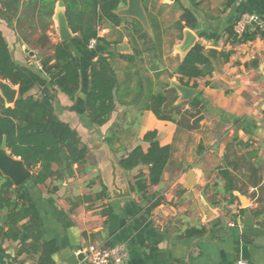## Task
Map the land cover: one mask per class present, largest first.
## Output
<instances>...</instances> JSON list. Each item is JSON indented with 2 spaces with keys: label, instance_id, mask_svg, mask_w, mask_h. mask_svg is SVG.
Returning <instances> with one entry per match:
<instances>
[{
  "label": "crops",
  "instance_id": "0c3cea01",
  "mask_svg": "<svg viewBox=\"0 0 264 264\" xmlns=\"http://www.w3.org/2000/svg\"><path fill=\"white\" fill-rule=\"evenodd\" d=\"M154 1L146 10L141 1V21L124 14V0L116 10L122 23L98 26V37L109 46L97 39L85 51L70 45L79 75V88L70 98L39 67L40 57L51 55L52 45L61 41L56 15L60 9L65 12V5L60 8L57 0L49 17L31 0H0V32L14 63L33 78L29 94L48 97L56 116L77 131L88 149L72 175L43 185L24 182L45 237L56 242L52 259L57 264H88V245L123 244V264H264V41L255 36L232 45L226 34L244 13L259 21L245 29L264 30V0H178L196 19L193 29L181 32L175 27L181 14L176 0ZM227 1L232 2L225 8ZM136 23L146 42L134 32ZM196 42L203 45L213 71L190 81L188 86L197 90L191 98H182L178 90L168 95L165 109L174 121L159 119L144 108L146 96L167 94L179 83L175 69ZM118 44L125 49L117 50ZM150 44L156 48L146 50ZM230 50L225 59L222 53ZM101 53H112L117 85L113 111L98 126L88 116L85 96L90 62ZM0 82L17 90L6 80ZM152 130L171 154L160 182L148 189L151 201L160 202L147 211L149 203L129 190V182L146 166L124 171L117 158L137 144L146 149L143 136ZM107 136L116 153L104 141ZM101 185L107 187L106 194ZM189 228L203 234L187 236ZM17 250L16 242L0 240V264H33Z\"/></svg>",
  "mask_w": 264,
  "mask_h": 264
},
{
  "label": "trees",
  "instance_id": "16d2710c",
  "mask_svg": "<svg viewBox=\"0 0 264 264\" xmlns=\"http://www.w3.org/2000/svg\"><path fill=\"white\" fill-rule=\"evenodd\" d=\"M57 0H31L39 5L40 13L51 17ZM124 0H63L68 26L75 36L71 40L60 41L52 45L53 53L43 55L39 59L41 71L49 76L55 88L73 98L79 88V75L76 60L71 52L70 45H76L80 50H87L92 39L109 42L98 37V26L105 23L112 27L119 26L123 19L116 13L117 8ZM146 10L150 0H141ZM232 1L225 3V8ZM181 14L178 20V30L184 27L193 29L196 19L193 12L183 7L178 0ZM139 38L146 42V36L139 33L142 30L140 23L133 26ZM229 42L232 45L244 43L260 36L264 41V30L259 27L245 29L238 36L233 26L226 29ZM44 38H46L43 35ZM146 50H154V44L146 45ZM231 50L223 52L227 59ZM112 53H101L95 61L90 62L89 88L85 96V108L91 121L98 126L105 124L114 108V89L117 85L116 74L110 63ZM127 61L131 56L120 55ZM213 65L204 54L203 45L194 43L185 53L175 69L180 84L188 86L191 80L210 75ZM0 79L17 86L15 102L7 106L0 94V144L5 141L10 155L23 161L31 171L29 181L33 185H43L49 179H59L73 174L74 164H80L88 153L87 146L83 144L77 131L68 123L60 120L53 109L48 97H36L29 94L34 86L30 74L20 69L12 60L7 44L0 32ZM195 85V84H193ZM170 88L167 94L149 93L146 96L145 107L151 110L159 119L174 121L166 112L165 104L168 95L175 93ZM104 141L111 151L116 153L118 148L113 147L112 137L107 136ZM143 141L148 147L143 149L140 144L134 146L126 154L117 158V163L124 171L143 165L146 171H140L129 182L130 190L137 193L141 199L149 204L147 211L157 206L160 199L151 201L147 196L148 189L157 185L163 170L170 158L169 145H160L156 138V131H147ZM224 177H227L224 174ZM228 180V177H227ZM103 193L106 187L101 185ZM106 194V193H105ZM0 240H12L18 246L17 252L25 254L33 260V264H57L52 255L57 251L54 239H47L41 217L25 183L14 185L0 172ZM202 229L189 228L187 236L202 235Z\"/></svg>",
  "mask_w": 264,
  "mask_h": 264
},
{
  "label": "water",
  "instance_id": "95a60500",
  "mask_svg": "<svg viewBox=\"0 0 264 264\" xmlns=\"http://www.w3.org/2000/svg\"><path fill=\"white\" fill-rule=\"evenodd\" d=\"M126 1H127V9L124 10V14L128 16L136 17L141 21H143L145 18L143 14V8L141 6V0H126ZM58 6L60 8L64 6L63 0H59ZM56 19L58 23L60 40L61 41L70 40L72 38V33L68 26L65 12H63L60 9L57 12ZM188 39H192V36L188 35ZM116 49L124 50L125 46L124 44H118L116 46ZM173 88L178 90L181 97L184 99H189L194 94L197 93V90L195 88L185 86L180 83H174ZM1 91L7 102L14 103L15 101L14 96L17 90L10 88L8 85L4 83H1ZM263 140H264V133H263ZM263 159H264V148H263ZM0 172L2 173L3 176L8 177L16 186L24 183L26 180L30 178L32 174L31 171L26 168V166L24 165L21 159L15 158L10 155V152L6 148L5 141H2V143L0 144ZM129 190H130V186H129ZM78 256L82 257L83 254L79 253Z\"/></svg>",
  "mask_w": 264,
  "mask_h": 264
},
{
  "label": "built area",
  "instance_id": "2783aa9c",
  "mask_svg": "<svg viewBox=\"0 0 264 264\" xmlns=\"http://www.w3.org/2000/svg\"><path fill=\"white\" fill-rule=\"evenodd\" d=\"M258 17L250 13L242 14L233 25L234 32L240 36L246 27L258 24ZM96 40L92 39L88 43V48L94 47ZM39 67L41 68L40 64ZM88 264H123L126 257V249L123 244H113L109 246L90 244L85 249ZM242 264L241 261L238 262Z\"/></svg>",
  "mask_w": 264,
  "mask_h": 264
},
{
  "label": "rangeland",
  "instance_id": "374dc122",
  "mask_svg": "<svg viewBox=\"0 0 264 264\" xmlns=\"http://www.w3.org/2000/svg\"><path fill=\"white\" fill-rule=\"evenodd\" d=\"M157 0H155L154 1V3L156 2ZM153 11H157V9L156 8H153ZM174 33V34H173ZM172 34L173 35H175V33H176V30L174 29V32H173ZM170 35H171V33H170ZM1 80V79H0ZM10 85V84H9ZM0 93L2 94V91H1V83H0ZM2 96H3V94H2ZM4 97V96H3ZM4 99V102H5V104H8V105H10L11 103H9V102H7L6 101V99L5 98H3Z\"/></svg>",
  "mask_w": 264,
  "mask_h": 264
}]
</instances>
